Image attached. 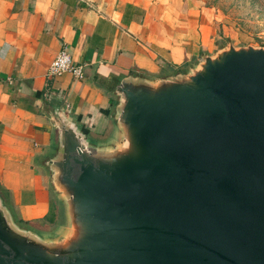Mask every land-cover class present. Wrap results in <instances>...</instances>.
Returning a JSON list of instances; mask_svg holds the SVG:
<instances>
[{
    "label": "water",
    "instance_id": "1",
    "mask_svg": "<svg viewBox=\"0 0 264 264\" xmlns=\"http://www.w3.org/2000/svg\"><path fill=\"white\" fill-rule=\"evenodd\" d=\"M115 91L118 142L58 125L60 237L17 229L0 199V264H264V48Z\"/></svg>",
    "mask_w": 264,
    "mask_h": 264
},
{
    "label": "crops",
    "instance_id": "2",
    "mask_svg": "<svg viewBox=\"0 0 264 264\" xmlns=\"http://www.w3.org/2000/svg\"><path fill=\"white\" fill-rule=\"evenodd\" d=\"M213 25L201 0H0V199L17 229L56 239L67 228L50 165L60 121L92 146L118 142L120 80L187 72ZM62 48L82 78L46 75Z\"/></svg>",
    "mask_w": 264,
    "mask_h": 264
},
{
    "label": "rangeland",
    "instance_id": "3",
    "mask_svg": "<svg viewBox=\"0 0 264 264\" xmlns=\"http://www.w3.org/2000/svg\"><path fill=\"white\" fill-rule=\"evenodd\" d=\"M213 14L210 46L203 54L247 46L264 48V0H201Z\"/></svg>",
    "mask_w": 264,
    "mask_h": 264
},
{
    "label": "built area",
    "instance_id": "4",
    "mask_svg": "<svg viewBox=\"0 0 264 264\" xmlns=\"http://www.w3.org/2000/svg\"><path fill=\"white\" fill-rule=\"evenodd\" d=\"M62 73H69L76 79H80L83 76L82 65L75 64L65 48L59 50L46 67V75L49 77Z\"/></svg>",
    "mask_w": 264,
    "mask_h": 264
}]
</instances>
